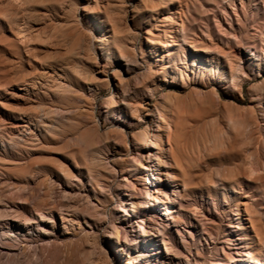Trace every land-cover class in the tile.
<instances>
[{
	"label": "rangeland",
	"instance_id": "1",
	"mask_svg": "<svg viewBox=\"0 0 264 264\" xmlns=\"http://www.w3.org/2000/svg\"><path fill=\"white\" fill-rule=\"evenodd\" d=\"M233 1L240 5V0H186L189 24L197 31L208 27L222 7ZM244 1L246 9L259 7L261 13L248 12L242 23L246 31L237 39L224 37V42L234 45L239 40L246 47L243 43L250 41L260 46L264 36V1ZM82 9L78 5L75 11L78 21L84 19ZM64 12L61 3L54 0H0V264H144L141 259L131 260L133 256L123 246L125 236L115 230L116 226L126 227L125 221L117 220L118 210L123 211L124 207H120L115 195L100 188L102 180L117 185L119 179L130 176L118 175L115 179L109 173L108 167L117 165L122 154L111 149L113 139L91 129L84 120L90 103H94L96 119H104L113 88L88 78L65 77L73 107L58 131L43 132L35 138L27 127H21L34 125L37 116L54 105L62 106L53 97L21 94L26 80L39 79L37 74L49 64L48 56L55 47L37 36L38 29L50 15L60 24ZM145 13L147 19L154 15L151 7ZM95 28L99 33L98 24ZM262 81L264 72L261 77H251L244 84L242 99L235 98V103L243 109L249 107L251 100L256 99L254 95L263 92L264 86L259 88ZM179 87L175 83L163 94L185 95ZM194 89L206 90L198 85ZM226 100L233 99L230 96ZM112 125L107 123L104 129ZM79 134H86L87 147L76 142ZM108 155L107 168L96 169L90 164L93 156ZM259 159L264 164V151ZM252 165L243 156L212 154L192 169L187 182L170 177L169 206L172 205L174 221L164 228L146 219L150 237L159 240L156 246L138 236V227L128 234V243L135 237L140 250H160L163 257L158 264H264V171L259 177L241 174L239 184L244 190L239 193L231 192L230 187L224 189L221 181L229 169ZM146 202L149 207L150 201ZM241 202H247L249 208L243 216L238 214ZM165 209L164 205L151 208L152 214L163 219L167 217ZM63 216H67L66 226ZM110 240L115 244L120 241L123 249L118 253L110 247L111 259L102 252L111 246ZM163 242L170 248L168 253ZM238 251L252 255L254 260L242 261L246 256H239ZM149 261L148 264L157 262L153 257Z\"/></svg>",
	"mask_w": 264,
	"mask_h": 264
},
{
	"label": "bare ground",
	"instance_id": "2",
	"mask_svg": "<svg viewBox=\"0 0 264 264\" xmlns=\"http://www.w3.org/2000/svg\"><path fill=\"white\" fill-rule=\"evenodd\" d=\"M54 1L66 10L61 23L56 24L50 15L37 34L46 44L53 43L54 50L48 56L49 64L38 72L39 79L26 80L21 95L53 97L62 106L54 105L37 116L34 125L21 127H27L35 138L43 132L58 131L73 107L65 77L88 78L112 87L114 95L106 102L104 119H96L94 103H90L84 120L91 129L113 139L110 147L122 154V159L109 168V155L93 156L90 164L96 169L108 167L115 179L130 175L119 179L117 185L102 180L100 188L115 195L120 207H124L123 211L118 210L117 220L125 221L126 227L116 226L115 230L125 236L123 246L133 256L131 260L141 259L148 264L149 257H153L158 264L163 257L161 251L140 250L135 237L128 243V234L138 227V236L156 246L159 240L150 237L145 221L164 228L174 221L172 205L169 206L170 177L187 182L192 169L212 154L243 156L253 165L231 168L221 180L224 189L230 187L231 192L239 193L244 190L239 184L241 174L259 177L264 171L259 159L264 151V90L254 95L256 99L247 108L239 107L234 100L242 99L244 84L251 77H261L264 72V36L260 46L250 41L243 43L246 47L239 40L234 45L224 42V37L237 39L246 31L242 23L248 12L259 15L261 10L246 9L244 0H240V5L233 1L222 7L212 24L197 31L189 24L186 0ZM78 5L83 6V21L74 18ZM149 7L154 15L147 19L145 10ZM175 83L180 84L185 95L163 94ZM195 85L206 90H195ZM263 86L264 81L259 88ZM230 96L233 100L227 101ZM110 122L112 127L104 129ZM76 142L87 147L86 134H79ZM131 174L139 178L132 179ZM180 195L178 190L177 196ZM159 205L166 207V219L152 214L151 208L158 209ZM245 212H249L248 204L241 202L238 214L243 216ZM63 221L66 226L67 216H63ZM154 233L158 231L154 229ZM163 243L168 253L170 248ZM120 244L112 243L102 252L108 258L110 247L123 252ZM242 253L237 252L239 256ZM246 254L243 253L246 257L242 261L252 262L254 257Z\"/></svg>",
	"mask_w": 264,
	"mask_h": 264
}]
</instances>
